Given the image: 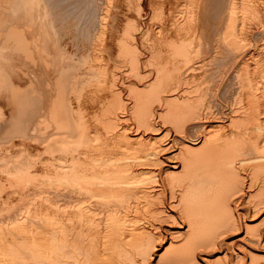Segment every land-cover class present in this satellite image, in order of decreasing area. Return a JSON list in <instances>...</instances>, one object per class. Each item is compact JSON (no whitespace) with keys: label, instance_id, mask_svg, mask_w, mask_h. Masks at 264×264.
<instances>
[{"label":"bare ground","instance_id":"obj_1","mask_svg":"<svg viewBox=\"0 0 264 264\" xmlns=\"http://www.w3.org/2000/svg\"><path fill=\"white\" fill-rule=\"evenodd\" d=\"M0 264H264V0H0Z\"/></svg>","mask_w":264,"mask_h":264}]
</instances>
